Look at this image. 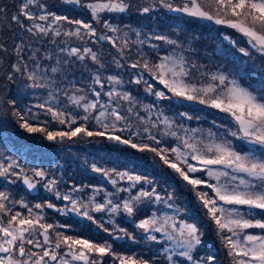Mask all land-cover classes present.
Instances as JSON below:
<instances>
[{"label": "rangeland", "instance_id": "1", "mask_svg": "<svg viewBox=\"0 0 264 264\" xmlns=\"http://www.w3.org/2000/svg\"><path fill=\"white\" fill-rule=\"evenodd\" d=\"M21 2L22 0H0V160L5 166L15 160L24 169V174L32 177L33 180L39 179L32 176L33 169L44 170L47 178L38 183L39 193L32 195L22 186L20 179L11 175L7 178L0 177V191L9 193V200L5 203L12 210L7 215L0 214L4 221L7 222L8 217L15 212H20L23 216L28 215V208L18 203L23 200L28 207L33 208L34 213H42V222L55 225L54 231L89 239L98 244H110L113 255L106 254L100 257L98 254H93L100 264H119L118 256L133 255L153 261L154 264H168L163 252L164 242L159 240L161 234H156L159 242L144 239V234L135 228L133 219L124 214L113 216L107 212L91 213L99 223L109 228L110 231L105 232L99 224L75 213L53 212L47 207L42 210L34 208L37 203L51 202L59 208H64L68 204L67 201L57 199L54 191L44 188V183L48 179L57 181L55 190L60 191L61 194H71L85 203L93 199L95 202L103 203L109 192L114 194L112 198L116 201L127 198L128 193L117 192L110 179H117V187L126 188L130 182L126 178L120 180L116 176L105 177L101 173L94 172L92 165L95 164L106 170L116 169L120 172L126 171L148 177L153 182L152 186H155L162 196L167 197L171 194L173 198L171 203L183 210L178 220L196 223L203 232L202 243L194 251V258H203L206 261L208 256H214L213 264H233V258L228 255V249L218 235L215 223L197 199L198 192H206L209 197H214L215 194L206 185H199L193 189L155 153L131 149L108 140L107 135L88 137L80 134L71 140L57 138L55 141H48L45 133H28L21 128L22 121L13 113L26 114L29 123L44 127L47 131H68L82 124L89 131H104L94 119L84 121L82 119L85 115L84 110L70 103L68 97L73 94L85 95L87 99L92 100L95 99L93 94L95 89L101 92L100 102L107 104L110 98L105 93L112 87L107 77L116 76L122 81L121 84L116 85L117 91L130 93L132 103L113 96L111 98L113 103L108 104V107L109 109L118 107L121 114L127 118L126 122L132 127L130 130L120 132L119 128L125 127L126 123L120 121L117 122V130L114 133L109 131L108 134L129 137L130 132H140L138 137H132L135 142L147 143L150 147L159 149L179 146L182 151L187 152L188 150L183 149L182 140L190 137L189 142H197L202 149L204 145L231 141L237 151H247L251 146L229 134V130H235L237 126L228 113L213 108L208 103L202 104L199 100L189 101L173 96L143 67L132 68L131 64L139 61L142 65L144 60H147L150 66H154L165 56L174 57L184 62V67L188 71V76L184 79L189 84H195L197 87L209 83L218 84L219 81H213L211 77L222 73L229 80L235 79L242 87L248 88L259 96L264 94V52L253 48L248 43V37L227 24H216L214 21L170 11L162 7L158 0H125L129 4L126 11L105 10L99 14V20L94 19L91 11L82 6L95 0H81V5L69 3L68 0H37L36 4L30 6V10L37 15L44 11L38 6L43 4L48 11L67 15L70 19L83 20L91 23L96 29V36H85L83 40H80L75 36L61 35L56 37L53 43L51 35L41 37L26 31L31 24L27 19L22 18L23 27L11 19L13 15L19 14ZM168 2L175 6L182 5L183 0H168ZM143 7H149L151 10L143 13L141 11ZM104 21L117 27L119 31L111 32L104 27ZM70 28L74 29L75 25L66 22L62 24L63 30ZM104 35L116 39L118 47L121 41L127 39L129 46L124 48L121 54L118 47H114L107 40L99 39ZM158 35L166 36L177 43L169 44L155 39ZM232 41H235V44ZM17 45L21 46L19 54L16 51ZM65 46L91 48L98 54L104 67L100 68L89 57L79 61L74 57H68L66 53H60L59 48ZM240 48H245L248 54L241 53ZM48 55L51 59L47 58ZM64 61L69 62L64 63ZM36 64L40 65L39 69L35 68ZM13 65H18L21 71H15ZM25 65H27L26 68ZM52 67H57L59 71L52 73ZM33 70L47 76L49 88L29 87L33 82L28 79L26 73ZM96 73L101 77L103 88L93 83ZM140 77H142L141 82L135 83L134 81ZM149 85H152L151 91L147 90ZM224 87L221 86L216 93H210L206 98L219 94ZM49 91L53 92L55 100L49 99ZM156 91L165 92V98L155 96ZM10 100H16V105L9 104ZM40 104L64 111L68 114L65 118H75V123L61 124L59 120L53 119L46 108H40ZM130 106L133 108L132 113L127 111ZM94 115H96L95 112H93ZM138 117H143V120ZM165 117L172 122L170 128L162 123ZM112 120L113 118L109 117L106 122L111 124ZM153 124L156 126L153 127ZM146 127L156 140L148 139V133L144 132ZM172 131H175L177 136L167 134ZM166 154L170 159L175 158L170 152ZM189 162L202 167L196 161L189 160ZM181 167L186 166L181 164ZM14 170L20 171V168ZM191 175L194 178L207 179L209 183H216V180L208 177L205 172ZM140 187L150 188L151 186L141 182L137 184L132 194L134 195ZM238 207L246 211V206ZM153 212L157 215L164 213L173 215L175 208H167L162 202H145L135 219L138 221L146 218ZM256 218L264 219V213L256 210ZM113 220L115 224L111 222ZM61 225H67V227H61ZM116 225L133 233L136 239L130 240L125 237V241L114 240V236H124L123 233L112 231ZM54 231L51 232L52 235ZM246 231L254 235L264 234L262 230L256 228ZM180 259L182 264H189L184 258Z\"/></svg>", "mask_w": 264, "mask_h": 264}, {"label": "snow or ice", "instance_id": "2", "mask_svg": "<svg viewBox=\"0 0 264 264\" xmlns=\"http://www.w3.org/2000/svg\"><path fill=\"white\" fill-rule=\"evenodd\" d=\"M37 0H22L18 9L19 14L13 15L11 19L23 27V19L31 22L26 31L34 35L38 34L41 37L51 35L52 42L55 43V38L61 35L65 37H77L83 40L85 36H96V29L91 23H86L80 19H70L67 15H58L55 12L48 11L43 4L38 5L44 9L42 14L37 15L30 10V6L36 4ZM69 3L81 5V0H68ZM158 3L169 9L170 11L184 13L190 17L202 18L214 21L216 24H227L229 27L238 30L244 36L248 37V43L259 51L264 52V0H183L182 5H173L168 0H158ZM91 11L94 19L99 20V14L105 10L108 12H124L128 9L129 4L125 0H95L82 5ZM151 9L143 7L141 11L148 13ZM232 17V18H228ZM36 21L44 22L37 23ZM75 25V28L68 30L62 29L63 23ZM104 27L111 32H118L117 27L112 26L107 21H104ZM83 30V32H82ZM139 36V33H137ZM99 39L107 40L114 47H118L117 40L112 36H101ZM157 40L166 41L169 44H176L177 41L170 40L168 37L158 35ZM227 39V38H226ZM143 43V41H141ZM235 44V41H232ZM129 46L127 39L121 41L118 50L123 54L124 48ZM17 54L21 51V46L17 45ZM239 51L248 54L245 48H240ZM60 53H66L68 57H74L76 60L84 61L89 57L93 62L103 68L104 65L100 62V57L89 47H60ZM49 59L51 56L48 55ZM69 61H64L68 63ZM27 65H25V68ZM132 68L143 67L151 75L159 80L164 87L175 97L185 98L189 101L199 100L200 103H208L211 107L219 109L222 112L228 113L236 124L235 130H229V134L238 140L245 142L251 146L247 151H237L231 141L221 143H212L204 145L203 149L198 146L197 142H189L190 137L182 140L183 149L181 147H173L171 149H159L150 147L147 143H137L132 137H138L140 132H130L129 137L121 135L108 134L109 131L117 130V122L127 121V118L121 114L118 107L109 109L108 104H112L113 96L124 101L132 103L130 93L119 92L116 85L122 83L119 77L108 76L107 80L112 85L110 90L105 93L110 99L107 104L100 102V91L93 89L95 99L89 100L85 95H75L68 97L70 103L81 107L85 115L82 117L84 121L90 118L94 119L104 131H89L83 124L71 128L68 131H47L46 128L36 126L29 123V120L24 113L14 112L22 121L20 127L28 133H45L48 141H55L57 138L63 140L65 138L71 140L74 137L84 134L88 137L107 135V139L115 141L118 144L128 146L131 149L143 151H151L155 153L163 161L165 165L174 170L187 184L193 189L199 185H206L215 194L214 197H209L206 192H198L197 199L201 202L209 218L215 223L218 235L228 249V255L233 258V264H264V234L254 235L246 230L260 229L264 232V219L256 218V210L264 213V94L256 95L248 88L242 87L235 79L229 80L224 74H214L211 79L219 81L218 84L209 83L207 85L197 87L195 84H189L184 79L188 76V71L184 67L182 60H177L174 57L165 56L161 62L150 66L147 60H144L141 65L139 61L131 64ZM15 71H21L18 65H13ZM36 69L40 68L39 64L35 65ZM59 69L52 67L51 72L57 73ZM27 77L32 88H49L50 83L47 76L40 75L33 70L27 72ZM9 75V79H11ZM142 77L137 78L134 82L139 84ZM93 83L100 85L103 88L101 77L98 73L94 74ZM146 83V82H145ZM225 86L219 94L213 95L211 98H206L210 93H216L217 89ZM59 91V89H56ZM148 91L152 90V85L148 86ZM65 95H67L65 93ZM158 98H165V92L156 91L154 93ZM48 97L50 100H55L56 97L52 91H49ZM9 104L15 106L17 101L10 100ZM40 108H46L53 119L59 120L61 124L75 123V118L66 119L68 115L64 111L58 110L56 107L40 104ZM128 113L133 112L130 106L127 109ZM93 112L96 115L93 116ZM138 115V114H137ZM113 118L112 123L106 122L108 118ZM143 120V117H138ZM169 128L172 122L164 118L162 121ZM153 127L156 125L153 124ZM131 124L125 123V127L119 128L120 132L130 130ZM195 132L196 130H192ZM144 132L148 133V139L156 140L149 128H144ZM172 136H177L175 131L170 133ZM157 143H159L157 141ZM172 153L174 159H170L166 153ZM196 161L197 164L190 163ZM181 164L186 167H181ZM20 168V171L14 169ZM92 170L103 174L105 177L116 176L120 180L127 179L130 183L128 187H117V179H110L113 187L117 192L128 193L127 198H122L119 201L114 200L113 193L109 192L103 203L91 200L87 203L74 198L71 194H61L55 190L57 181L48 179L44 183V188L49 191H54L57 199L67 201L68 204L64 208H57L54 203L46 202L45 204H35V209H56L65 214L68 212L75 213L86 218L93 223L99 224L105 232H109V228L104 227L103 223H99L93 212H107L110 215L124 214L128 218L133 219L136 229H139L144 234V239L150 241L162 240L164 242L163 252L168 264H182L180 258H184L189 264H213L215 257L208 256L206 261L194 258V251L201 245L203 232L197 227L196 223H188L185 220H178L182 209L175 206L172 201V195L167 197L162 196L153 182L146 176L135 175L129 172H120L116 169H103L92 165ZM197 172H205L210 178L216 180V183H209L207 179L194 178L191 174ZM9 175L22 180L23 184L28 189H35L37 183L44 181L47 174L42 169H33L32 176L39 178L35 183L32 177L24 174V169L12 160L5 166L0 160V177L7 178ZM223 178V180H222ZM14 183L15 181H10ZM143 182L151 186L150 188L140 187L133 195V190L137 184ZM78 191V189H73ZM100 191V189H97ZM9 200V193L0 191V214L7 215L11 213V208L6 205ZM148 203H163L167 208H175L173 215L164 213L157 215L153 212L152 215L146 218L135 219L140 212L141 206ZM222 202V203H220ZM22 206L28 208V215L23 216L20 212L11 214L7 222L3 216H0V264H100L93 257V254L103 257L106 254L113 255L110 244H98L89 239L65 235L55 230V225L42 222L43 216L41 212L33 211V208L28 207L23 200L19 201ZM70 205V207H69ZM231 207H225V206ZM246 206V211L241 207ZM115 224V221H111ZM67 227V225H61ZM54 231V235L51 232ZM113 232L123 233L124 237L130 240H135L133 233L127 229L121 228L118 225L112 230ZM157 233L161 234L158 240ZM42 237V240L39 238ZM120 239V236L116 237ZM171 242V243H168ZM36 249V250H34ZM38 250V251H37ZM119 264H154L153 261L137 258L136 256H118Z\"/></svg>", "mask_w": 264, "mask_h": 264}, {"label": "water", "instance_id": "3", "mask_svg": "<svg viewBox=\"0 0 264 264\" xmlns=\"http://www.w3.org/2000/svg\"><path fill=\"white\" fill-rule=\"evenodd\" d=\"M33 182L35 183L36 181H33ZM22 185H23V187H25V188L30 192V194H32V195H35V194H37V193L39 192V186H38V183H37V187H36L35 189H28L27 186L23 184V182H22ZM57 208H58V206H57ZM50 210H52L53 212H57L56 209H50ZM116 237H117V236H116ZM116 239H117V238H116ZM120 240H125V238H124V237H121Z\"/></svg>", "mask_w": 264, "mask_h": 264}, {"label": "flooded vegetation", "instance_id": "4", "mask_svg": "<svg viewBox=\"0 0 264 264\" xmlns=\"http://www.w3.org/2000/svg\"><path fill=\"white\" fill-rule=\"evenodd\" d=\"M42 240V239H41ZM114 240H116V236H114ZM118 240V239H117ZM75 264H78L77 262H75ZM80 264H82V262L80 263Z\"/></svg>", "mask_w": 264, "mask_h": 264}]
</instances>
